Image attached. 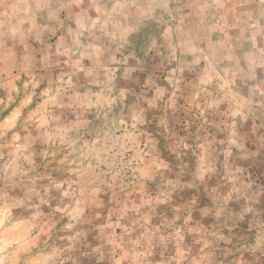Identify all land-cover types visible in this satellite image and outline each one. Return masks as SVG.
Masks as SVG:
<instances>
[{
  "label": "rangeland",
  "instance_id": "374dc122",
  "mask_svg": "<svg viewBox=\"0 0 264 264\" xmlns=\"http://www.w3.org/2000/svg\"><path fill=\"white\" fill-rule=\"evenodd\" d=\"M0 264H264V0H0Z\"/></svg>",
  "mask_w": 264,
  "mask_h": 264
}]
</instances>
